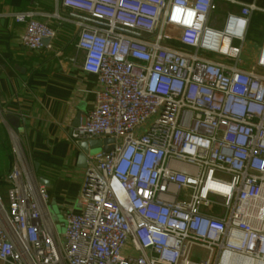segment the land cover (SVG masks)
Masks as SVG:
<instances>
[{
  "label": "built area",
  "instance_id": "obj_1",
  "mask_svg": "<svg viewBox=\"0 0 264 264\" xmlns=\"http://www.w3.org/2000/svg\"><path fill=\"white\" fill-rule=\"evenodd\" d=\"M228 1L241 9L222 28L210 25L215 0H60L52 15L12 14L35 51L53 50L58 34L38 16L76 26L99 87L71 138L115 143L87 157L80 210L62 234L14 144L1 262L264 264V39L244 67L256 6Z\"/></svg>",
  "mask_w": 264,
  "mask_h": 264
},
{
  "label": "crops",
  "instance_id": "obj_2",
  "mask_svg": "<svg viewBox=\"0 0 264 264\" xmlns=\"http://www.w3.org/2000/svg\"><path fill=\"white\" fill-rule=\"evenodd\" d=\"M235 1L256 6L243 43L242 61L247 67L263 43L264 0ZM215 3L210 25L216 28L224 26L229 13L241 9L228 0ZM59 8L60 0H0V202L8 209L7 176L13 146L20 143L33 176L49 194L50 213L64 219L69 211L80 210L85 170L80 166L81 149L71 138L73 125L94 107L99 83L82 69L83 52L76 47L73 23L62 21L59 26L56 18L38 16L58 27V34L53 50L35 51L22 44L24 25L12 18L19 11L52 15Z\"/></svg>",
  "mask_w": 264,
  "mask_h": 264
},
{
  "label": "water",
  "instance_id": "obj_3",
  "mask_svg": "<svg viewBox=\"0 0 264 264\" xmlns=\"http://www.w3.org/2000/svg\"><path fill=\"white\" fill-rule=\"evenodd\" d=\"M79 122V119H77L73 127H77ZM114 143V138L83 140L78 142L81 149V154L79 155L80 166L84 169L88 168L87 157L89 155H94L97 151L109 152L113 149ZM39 180L42 182L43 178H39Z\"/></svg>",
  "mask_w": 264,
  "mask_h": 264
},
{
  "label": "rangeland",
  "instance_id": "obj_4",
  "mask_svg": "<svg viewBox=\"0 0 264 264\" xmlns=\"http://www.w3.org/2000/svg\"><path fill=\"white\" fill-rule=\"evenodd\" d=\"M245 46H248V47L250 46V42L248 40L246 41ZM98 152L99 151L95 152L94 154H97ZM183 195L184 193H182V196ZM51 214H52L54 222L57 223V229L59 233L62 234L65 231L64 219L58 214H55V213H51ZM193 254L195 258H198V259L206 260L208 258V252H206L204 249H201V248H195L193 250Z\"/></svg>",
  "mask_w": 264,
  "mask_h": 264
}]
</instances>
